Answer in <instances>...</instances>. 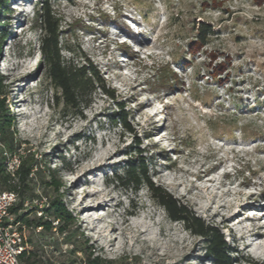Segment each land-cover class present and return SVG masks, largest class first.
Instances as JSON below:
<instances>
[{
    "label": "rangeland",
    "instance_id": "374dc122",
    "mask_svg": "<svg viewBox=\"0 0 264 264\" xmlns=\"http://www.w3.org/2000/svg\"><path fill=\"white\" fill-rule=\"evenodd\" d=\"M42 2L62 58L95 68L113 100L96 90L81 115L62 114L39 50ZM202 25L214 34L199 45ZM0 31L14 151L36 165L16 217L60 196L73 219L64 234L24 230L38 257L213 264L144 185L116 183L142 159L154 186L222 234L232 264L264 262V236H253L264 229V0H6Z\"/></svg>",
    "mask_w": 264,
    "mask_h": 264
},
{
    "label": "trees",
    "instance_id": "16d2710c",
    "mask_svg": "<svg viewBox=\"0 0 264 264\" xmlns=\"http://www.w3.org/2000/svg\"><path fill=\"white\" fill-rule=\"evenodd\" d=\"M6 0H0V9H3ZM39 23L41 36L39 39V50L46 66L48 79L55 90V104L61 105L62 114L81 115L79 111L85 109L89 103L90 97L96 90L103 93L110 100H113V94L107 90L104 83L95 68L86 64H74L72 60L66 61L62 58V49L60 45L59 20L57 15L51 10L47 2L40 3L36 15ZM214 32L208 26H200L197 29L196 40L199 45H204L208 37ZM4 34L0 31V49ZM2 92L0 90V97ZM126 132L132 133L130 127L126 125L125 115L122 114L118 119ZM14 121L9 116L7 105L0 98V192L9 191L18 194V197L26 188V183L36 165L31 157L21 159L20 167L15 178H10L3 171V150L7 153H14V136L11 132ZM51 176L53 172L48 171ZM116 183L124 188L139 189L144 185L150 193V198L160 208H162L170 221L181 223L190 234L201 238L206 246L207 254L213 264H232L229 249L226 246L224 238L216 229L206 226L200 219L192 214L184 205L173 199L164 190L154 186L149 176L147 168L142 159L130 161L123 176L115 177ZM49 187L55 190L57 194L59 185L52 179ZM22 209V203L18 207L10 210V213L16 216V212ZM37 209L33 208L29 212L17 217L26 228H40L41 231H55L58 234H64L66 230L73 225V219L61 202L60 196L48 201V207L43 208L41 215L34 220L29 221L28 215L35 214ZM55 223V226L53 225ZM25 250L20 256L22 264H47L38 257L29 248L30 241L24 237ZM74 253V252H73ZM98 257L92 258L85 255L83 260H74L70 264H103Z\"/></svg>",
    "mask_w": 264,
    "mask_h": 264
},
{
    "label": "built area",
    "instance_id": "2783aa9c",
    "mask_svg": "<svg viewBox=\"0 0 264 264\" xmlns=\"http://www.w3.org/2000/svg\"><path fill=\"white\" fill-rule=\"evenodd\" d=\"M3 171L10 178H15L20 167L19 155L7 153L3 148ZM18 194L15 192H0V264H22L20 256L25 250L23 232L26 227L10 213L18 202ZM24 207H27L25 204ZM38 217L43 208L48 207V201L43 199L40 203L35 202ZM23 211V210H21ZM37 228V231H40Z\"/></svg>",
    "mask_w": 264,
    "mask_h": 264
},
{
    "label": "bare ground",
    "instance_id": "6f19581e",
    "mask_svg": "<svg viewBox=\"0 0 264 264\" xmlns=\"http://www.w3.org/2000/svg\"><path fill=\"white\" fill-rule=\"evenodd\" d=\"M22 27V26H21ZM20 27V28H21ZM244 214H247V213H244ZM259 220V219H258ZM257 231H256V233L253 235L254 237H262V236H264V229L263 228H261V227H259V228H257L256 229ZM109 232V231H108ZM261 260V259H260ZM243 261H244V263L245 264H264V262H261V261H257V260H249V259H247V260H244L243 259Z\"/></svg>",
    "mask_w": 264,
    "mask_h": 264
}]
</instances>
